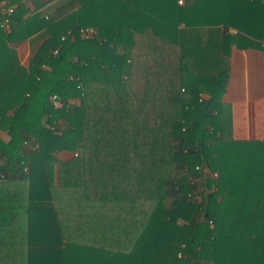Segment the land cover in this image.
I'll return each instance as SVG.
<instances>
[{
  "label": "trees",
  "instance_id": "1",
  "mask_svg": "<svg viewBox=\"0 0 264 264\" xmlns=\"http://www.w3.org/2000/svg\"><path fill=\"white\" fill-rule=\"evenodd\" d=\"M7 1L0 264H264V140L220 135L230 49L260 46L264 1ZM63 151L81 183L56 182Z\"/></svg>",
  "mask_w": 264,
  "mask_h": 264
},
{
  "label": "crops",
  "instance_id": "2",
  "mask_svg": "<svg viewBox=\"0 0 264 264\" xmlns=\"http://www.w3.org/2000/svg\"><path fill=\"white\" fill-rule=\"evenodd\" d=\"M60 1L62 0H47L48 11L50 12L58 2L60 4ZM25 4L31 10L34 9L32 0ZM42 32L43 29L35 34L40 37ZM34 36L32 38H35ZM29 38L16 44L17 55L23 65H27L29 60ZM44 38L40 37L39 42ZM228 62V80L221 98L220 135L225 140H264V50L260 46L239 48L232 45ZM0 136L7 138L3 131H0ZM76 157L79 156H75L74 152L63 151L60 154L61 163L56 165L57 183L82 182V163L80 158ZM21 221L19 218L14 219L16 229L18 224H22L19 223ZM15 239L13 244L18 240L23 252L27 247L25 239L18 236ZM17 250L14 249V254Z\"/></svg>",
  "mask_w": 264,
  "mask_h": 264
},
{
  "label": "built area",
  "instance_id": "3",
  "mask_svg": "<svg viewBox=\"0 0 264 264\" xmlns=\"http://www.w3.org/2000/svg\"><path fill=\"white\" fill-rule=\"evenodd\" d=\"M24 2H29L31 0H22ZM264 1V0H263ZM184 0H177L178 4H183ZM15 4L13 3H9L7 0H4L0 3V15L2 16V20H1V26L3 28H5L6 30L9 29V23H10V15L13 13ZM96 31L94 30L93 27H85L82 29V35L84 37H89V36H93L95 35ZM64 37L62 36V39ZM260 48L262 50H264V39L261 40L260 43ZM56 52V50H54V53ZM50 100L52 102V104L54 106H58L59 105V101H58V95L57 94H52L50 96ZM75 156H78V153L75 152L74 153ZM211 222V221H210Z\"/></svg>",
  "mask_w": 264,
  "mask_h": 264
},
{
  "label": "rangeland",
  "instance_id": "4",
  "mask_svg": "<svg viewBox=\"0 0 264 264\" xmlns=\"http://www.w3.org/2000/svg\"><path fill=\"white\" fill-rule=\"evenodd\" d=\"M76 158H79V157H76Z\"/></svg>",
  "mask_w": 264,
  "mask_h": 264
}]
</instances>
